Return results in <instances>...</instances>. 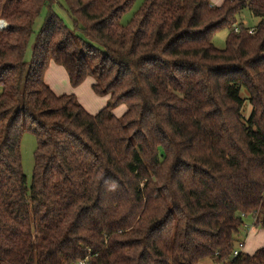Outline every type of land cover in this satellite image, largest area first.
I'll use <instances>...</instances> for the list:
<instances>
[{
    "label": "trees",
    "instance_id": "obj_1",
    "mask_svg": "<svg viewBox=\"0 0 264 264\" xmlns=\"http://www.w3.org/2000/svg\"><path fill=\"white\" fill-rule=\"evenodd\" d=\"M64 1L74 29L54 0H0V264H264L233 257L248 216L264 228V0H145L127 24L135 0ZM51 62L110 102L57 94Z\"/></svg>",
    "mask_w": 264,
    "mask_h": 264
},
{
    "label": "rangeland",
    "instance_id": "obj_2",
    "mask_svg": "<svg viewBox=\"0 0 264 264\" xmlns=\"http://www.w3.org/2000/svg\"><path fill=\"white\" fill-rule=\"evenodd\" d=\"M145 0H135L130 9H128L121 17V23L127 24L132 20L134 15L139 11ZM52 9L54 12L65 22V24L74 29L73 22L69 16L66 8V3L64 0H54ZM49 8L45 6L37 17L34 24V32L30 38L29 45L26 51V59L32 61L33 57V45L36 41V37L44 25L46 16L48 14ZM243 21L248 25L253 27L259 18L250 14L248 10H244L241 14ZM3 23L8 25L4 18L0 17ZM80 33V32H78ZM228 29L217 30L213 35V43L216 47L224 48L226 44ZM46 83L57 93H74L79 102L89 111L95 112L103 108L110 102V96L108 94L99 95L97 94L92 85L95 83L96 78L93 76H88L82 83L77 86L72 85L69 80L68 73L66 69L55 62H51L46 69L45 77ZM245 90L242 89L241 94L245 95ZM251 105L247 102L245 104L244 115L247 117L251 112ZM126 110L125 104H121L113 108V112L117 116H121ZM21 146V161L22 167L25 175L27 176L28 184L32 183L34 167H35V151L37 149V138L32 131L24 130L20 139ZM246 222L252 225L251 232H248L246 236L247 241L245 244L244 252L253 253L257 248L264 245V228L261 225L254 224L253 218L248 216Z\"/></svg>",
    "mask_w": 264,
    "mask_h": 264
},
{
    "label": "built area",
    "instance_id": "obj_3",
    "mask_svg": "<svg viewBox=\"0 0 264 264\" xmlns=\"http://www.w3.org/2000/svg\"><path fill=\"white\" fill-rule=\"evenodd\" d=\"M6 26L7 25L4 24L3 26H0V28H4ZM250 32H253V28L250 29ZM254 221H255V219H254ZM244 229H245V231L248 234V232H251L252 225H250L249 223H245ZM245 240H246V238L237 241L236 247H235V249L233 251V257H236L241 252H244L245 243H246ZM66 264H88V259H87V257L86 258H78V259L72 260V261H70L69 263H66Z\"/></svg>",
    "mask_w": 264,
    "mask_h": 264
},
{
    "label": "crops",
    "instance_id": "obj_4",
    "mask_svg": "<svg viewBox=\"0 0 264 264\" xmlns=\"http://www.w3.org/2000/svg\"><path fill=\"white\" fill-rule=\"evenodd\" d=\"M223 0H211L212 3L214 4H220ZM100 110V109H99ZM98 111H95L93 113H96ZM248 235V234H247ZM247 238V237H246ZM247 242V241H246ZM246 245V244H245ZM204 264H213L212 262L208 261V262H205Z\"/></svg>",
    "mask_w": 264,
    "mask_h": 264
},
{
    "label": "bare ground",
    "instance_id": "obj_5",
    "mask_svg": "<svg viewBox=\"0 0 264 264\" xmlns=\"http://www.w3.org/2000/svg\"><path fill=\"white\" fill-rule=\"evenodd\" d=\"M4 23H3V20H0V26H3Z\"/></svg>",
    "mask_w": 264,
    "mask_h": 264
}]
</instances>
